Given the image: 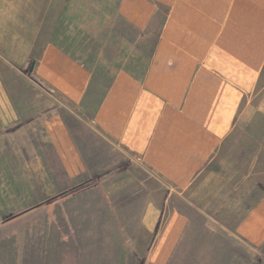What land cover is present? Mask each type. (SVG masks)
<instances>
[{
	"label": "crops",
	"instance_id": "1",
	"mask_svg": "<svg viewBox=\"0 0 264 264\" xmlns=\"http://www.w3.org/2000/svg\"><path fill=\"white\" fill-rule=\"evenodd\" d=\"M94 4L91 22L63 13L40 32L30 73L44 91L0 94V231L41 215L61 231L76 213L68 193L91 183L72 196L78 209L170 216L156 264H176L185 242L203 247V264H264V0ZM20 7L0 0V30L10 23L15 47L27 39L34 53L35 20ZM75 119L91 135V161ZM5 166L23 169L6 198ZM168 189L169 207L147 206ZM184 207L204 223L186 221Z\"/></svg>",
	"mask_w": 264,
	"mask_h": 264
},
{
	"label": "rangeland",
	"instance_id": "2",
	"mask_svg": "<svg viewBox=\"0 0 264 264\" xmlns=\"http://www.w3.org/2000/svg\"><path fill=\"white\" fill-rule=\"evenodd\" d=\"M97 0H21V15H30L35 20L37 30L34 53L28 50L27 39L18 47L12 37L10 23L7 29L0 30V94L5 96H21L44 91L35 82V77L30 73L31 66L42 59L40 32L52 29L59 25V15L69 14L78 16L84 21L91 22L98 15L99 8L94 6ZM13 52V53H12ZM19 58L20 62L13 61ZM75 131L78 132L79 144L84 158L91 161L92 142L91 135L86 130L80 131L78 120H72ZM53 162L55 159L53 158ZM90 164V162H88ZM260 178L264 172V154L261 155ZM5 177L4 196H10L12 189L19 184L11 182V175H21L23 171L18 166H5L2 168ZM25 170V169H24ZM256 169L254 168V171ZM21 171V172H20ZM91 183L76 184V189L68 193L67 205L76 213L68 216L67 225L62 224L61 231L46 229L45 216L41 215L36 220L26 217L20 221L6 220L3 231H0V264H156L153 256L156 254L157 236L160 235V225L170 218L168 214L157 215H109L92 214L85 209H78L79 200L72 198L78 189L85 190ZM135 189L133 188V202ZM164 198L147 199L148 207L164 206L171 204L170 190ZM150 194V193H149ZM91 205V198L85 200ZM110 208L118 203V199H106ZM28 202H30L28 200ZM118 205V204H117ZM116 205V206H117ZM75 207V208H74ZM27 208V207H25ZM7 209V208H6ZM112 210V208H111ZM118 212V208H115ZM92 211V210H91ZM184 218L192 219L199 224L204 223L203 216L189 214L184 207ZM157 219V221H156ZM157 223L152 231V225ZM159 224V225H158ZM171 251V248H169ZM202 246L188 247L184 243L179 248L176 264H203ZM173 259L167 255L164 264H172Z\"/></svg>",
	"mask_w": 264,
	"mask_h": 264
},
{
	"label": "water",
	"instance_id": "3",
	"mask_svg": "<svg viewBox=\"0 0 264 264\" xmlns=\"http://www.w3.org/2000/svg\"><path fill=\"white\" fill-rule=\"evenodd\" d=\"M32 68H30V70H31Z\"/></svg>",
	"mask_w": 264,
	"mask_h": 264
}]
</instances>
